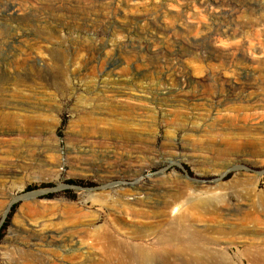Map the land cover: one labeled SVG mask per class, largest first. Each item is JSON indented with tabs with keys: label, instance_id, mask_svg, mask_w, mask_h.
I'll use <instances>...</instances> for the list:
<instances>
[{
	"label": "rangeland",
	"instance_id": "obj_1",
	"mask_svg": "<svg viewBox=\"0 0 264 264\" xmlns=\"http://www.w3.org/2000/svg\"><path fill=\"white\" fill-rule=\"evenodd\" d=\"M263 124L264 0H0V264H123L81 234L118 223L147 246L177 216L264 264L242 255L264 256L243 220L264 222V140L245 136ZM63 202L81 219L54 230Z\"/></svg>",
	"mask_w": 264,
	"mask_h": 264
},
{
	"label": "bare ground",
	"instance_id": "obj_2",
	"mask_svg": "<svg viewBox=\"0 0 264 264\" xmlns=\"http://www.w3.org/2000/svg\"><path fill=\"white\" fill-rule=\"evenodd\" d=\"M9 11L11 12V14L16 13L15 10L13 9V7L9 8ZM10 12H9V14H10ZM25 64H27V63H25ZM28 122L31 123V121H28ZM104 122H102V123H104ZM6 123H7V121H6ZM12 125L14 126L13 122H12ZM4 126H5V124H4ZM26 126H28V125H26ZM110 128L114 132H116V134L120 138H123V141L126 142V145L129 144V141H131L135 137V135L131 132V127L129 126V124L118 125V123H114L110 126ZM20 130H21V128H20ZM18 131H19V129L16 130V128H15V131L13 130L12 132H10L9 130H7V132H5V133H7V134L10 133L12 135L13 132L18 133ZM263 131H264V124L262 125V127H258L257 129H255L253 131H247L246 135H245L247 142L248 143H255V142L263 141L264 137L263 138L262 137H260V138L256 137L257 134L258 135L262 134ZM110 133H111V131H110ZM103 135H105V134H103ZM240 136H238V137L235 136L236 137L235 138L231 135V138L223 137V140L227 143V145H229V149L233 150L234 145H235L234 140H239ZM101 138H102V136H101ZM218 153L219 152L216 153V156L219 155ZM222 153H224V152H222ZM92 156H94V155H92ZM135 173L136 172H134V174H132V175L134 176ZM103 178L105 180L108 179V177H103ZM134 184L137 185V182H135ZM135 187L138 188V186H135ZM121 195H123V194H121ZM170 197H171L170 201H165L161 206V208H163L162 217L167 216V214H169L170 212H172L174 214L178 210L176 202L178 201L179 197L176 195H173ZM144 199L141 200L139 198H136L135 203L136 204L145 203ZM257 201H258V203L263 205L262 208L264 210V197L258 196ZM11 202H10V204H11ZM195 202H197L198 205H200L201 207H203L206 210H207V206H209V204H211V203L215 204V206H213L215 208V210H217L216 207H218L222 204V201H216L215 202L213 200H205L202 202V201L196 199ZM60 206H61V204H60ZM52 208H54V207H52ZM52 208H50V209H52ZM63 208L65 209L66 217L65 218L62 217L63 220L60 219L56 223L51 224V227H53L54 230H56L55 228L60 229V230L62 228L65 229V225H67V224L73 225V224L80 222L81 214H79L80 212L75 210V208L72 205H70L69 203H64ZM31 211L33 212V210H31ZM52 211H53V209H52ZM244 215H245V219H243V220H249L253 225H255V227L260 226L261 224L264 226V222H261L260 220H258L257 217L250 216L248 213H246ZM82 218H83V216H82ZM56 219L57 218H55V220ZM93 221H94V219H93ZM51 223H52V221H51ZM116 223H114V225ZM165 223H167V224H165ZM164 225L170 226V228L166 234L160 233V229ZM245 225H247V224H245ZM107 226H109V225L108 224L103 225V226L97 228L96 230H91L89 232L85 231L81 234L80 239L86 240L88 242V246H90L92 249L98 248L100 251L109 250L113 254V256L111 257L112 261L117 260L118 263L121 262L123 264H152V263L158 262L161 264H173L174 261H177L180 264H228L229 263V259H227L228 257L224 255V252L217 250V248H215V247L211 248V245L217 246L216 242L213 239L203 238L200 236V234L197 231L189 229L186 226H182L180 224V216L175 217L169 223H168L167 219H162L160 222H158V227H159L158 233L160 235H158L155 238V240L147 246H145L144 243L143 244L141 243V242H144L145 238L148 236V235H146L144 230H142V228L137 229V230H133L132 233H127V232L125 233L123 227L117 223L115 226L116 229L113 226V231H114L113 233L114 234H112L111 232L110 233L107 232L108 231ZM44 227H45V225H44ZM111 230H112V228H111ZM63 231L67 232V229L63 230ZM63 231H61V232H63ZM44 232H46V231H44ZM115 232H116V234H115ZM162 232H163V230H162ZM253 232L255 234H257V233L260 234V232H258L257 230H253ZM261 234L264 235V228H263V231ZM51 235H52V231L50 234H48V237L51 238ZM118 235H120V236L122 235L124 238H120ZM52 237H53V235H52ZM71 238H72V236H71ZM45 242H47V241H45ZM261 243H263V246H264V242H261ZM82 244H83V241L78 240V245H82ZM47 245H48V243H47ZM208 246H210V247H208ZM259 246L260 245L256 243V245H253L252 247L245 249L242 255L245 258H247L249 261H252V262L259 261V260L263 259L264 256H260L257 254L261 250V249H259ZM250 249H253L254 251H256L255 254L252 253L250 251ZM153 251H155L156 253H154ZM213 251L215 253H213ZM99 257L100 256H98V258ZM74 258H75V256H74ZM82 260H83V258H82ZM19 263H20V261H19Z\"/></svg>",
	"mask_w": 264,
	"mask_h": 264
},
{
	"label": "trees",
	"instance_id": "obj_3",
	"mask_svg": "<svg viewBox=\"0 0 264 264\" xmlns=\"http://www.w3.org/2000/svg\"><path fill=\"white\" fill-rule=\"evenodd\" d=\"M26 189H27L28 191H30V190H31V188H30V187H27Z\"/></svg>",
	"mask_w": 264,
	"mask_h": 264
},
{
	"label": "water",
	"instance_id": "obj_4",
	"mask_svg": "<svg viewBox=\"0 0 264 264\" xmlns=\"http://www.w3.org/2000/svg\"><path fill=\"white\" fill-rule=\"evenodd\" d=\"M16 200H17V199H16ZM12 203H13V202H12ZM12 203H11V204H12Z\"/></svg>",
	"mask_w": 264,
	"mask_h": 264
}]
</instances>
